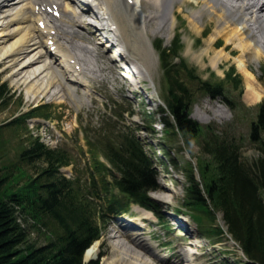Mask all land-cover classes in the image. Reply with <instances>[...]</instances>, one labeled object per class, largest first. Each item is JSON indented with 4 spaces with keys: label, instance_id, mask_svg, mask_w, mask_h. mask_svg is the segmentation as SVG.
Masks as SVG:
<instances>
[{
    "label": "trees",
    "instance_id": "1",
    "mask_svg": "<svg viewBox=\"0 0 264 264\" xmlns=\"http://www.w3.org/2000/svg\"><path fill=\"white\" fill-rule=\"evenodd\" d=\"M164 67L170 93L168 105L175 115V125L185 136L195 137L201 128L188 116L193 103L191 89L172 75L167 59ZM216 88L202 84L206 91ZM39 109L28 115H36ZM39 114L47 116L44 112ZM168 125L174 132L169 122ZM260 126H264V107ZM2 129L0 127V264H83V253L99 236V231L93 206L86 195L58 174L59 167L71 161L66 151L48 149L35 139L24 148L20 142V152L12 160ZM205 130L202 150L206 158L201 162L203 188L192 169L188 174L186 206L196 211L200 220L209 214L212 222L215 212L223 211L228 232L248 257L239 264H264V145H259L261 154L257 159L244 161L241 145L234 138L225 136L224 131L215 133L212 126ZM107 151L109 159L123 172V179L117 181L122 190L134 200L147 204V188L155 183L150 162L135 137L126 135L121 145L109 146ZM103 190L107 193L108 187L104 185ZM107 201L111 211L124 208L117 196ZM28 217L45 226L51 223L55 226V234L47 243L37 245L30 240L29 227H24L19 220ZM214 225L208 227L210 232L225 234Z\"/></svg>",
    "mask_w": 264,
    "mask_h": 264
},
{
    "label": "rangeland",
    "instance_id": "2",
    "mask_svg": "<svg viewBox=\"0 0 264 264\" xmlns=\"http://www.w3.org/2000/svg\"><path fill=\"white\" fill-rule=\"evenodd\" d=\"M200 4L207 5V7L209 6L208 3L203 0ZM198 12L202 13V11ZM196 13L197 11L194 14ZM206 13V15L209 16V13ZM147 15H149L148 10ZM190 18V13H184L179 19L180 24L184 25L183 31H181V40L183 46L182 49H184L182 57L190 65L197 67V73L199 75L204 78H207L210 74L209 67L211 66V63H209V61L201 62L200 59H198L196 55H192L191 51H189L188 49L193 39L197 35V32L193 28L192 23L190 24L189 22ZM138 31H140V33L137 35L142 36L141 30L139 29ZM148 31L149 33H151L150 40L152 44L150 42H146V37L142 36L144 42L146 43V46L149 49L146 53L148 56V59L146 60V68L149 72L150 78H147L148 80L144 83V86L147 87L149 90H152V92L149 93H152L161 103L162 101L160 99L165 101L164 72L162 69L159 53L156 51L154 43L158 40H161L163 41L164 46H170V43L173 41L174 38V32L167 33L158 32L156 30L150 31V28H148ZM211 37L212 32L210 35L201 40L202 46L198 49L201 51L204 50V48L208 46L207 41L210 40ZM101 38L104 39V37ZM199 38H201V36ZM221 40V42H225L223 37L221 38ZM225 45L226 44L223 45V48L226 47ZM229 48H231V50L234 49L230 46L227 49ZM99 52L100 54L97 57V66L99 70L96 72L97 75L95 78H103L105 79V81L91 80V86L96 92H93L91 95L86 96L91 101V105L89 107L84 105V103L82 102V97L85 96L82 92L79 93V98L76 101L70 99V97L66 95V91L63 92V98L55 99V95L58 94H55L54 90H52V92L47 94L46 96L34 98L31 94H28L25 85L21 84L20 86H17L12 82V78L9 76L11 68L5 67L4 64L0 62V85L6 84L7 94L5 98L6 101L8 100V104L6 105L0 103V124L9 121L14 115L16 116L23 114L24 112L35 107L36 105L50 103L53 107V118L50 119V121L54 124V129L58 130V132L62 134L63 144L67 145L73 152L76 153L79 150L80 144L84 146V149L87 148L85 146L86 142L83 139V131L79 130V128L81 127V119L85 124H87V122L91 120L92 126L97 125V121L100 117V109H105V102L110 103L111 99L117 100L122 103L124 97H127L128 100L125 102L127 104H133L135 106V115L127 117L128 122L142 124L143 121L140 118L139 114L142 110V101H138L141 99V96L138 97L132 91L133 86L130 80L126 78L122 80L121 70L117 68L115 63L109 59V53H111L110 56L116 58L118 56V50L115 48L109 51L105 50V48L102 46L99 49ZM233 53L229 57H224L219 60V62H221L220 67L222 69L228 68L230 64H235L238 68L239 65L237 62L236 55L239 52L236 51ZM134 67L131 66L129 72L132 73V71H134V69L136 68ZM251 67L254 71H256V73L259 75L260 80L264 83V58L261 63L253 61ZM217 73L221 75V77H224L222 71L218 70ZM208 98L209 97L200 98L199 102H197L194 106L195 108L193 111V116L196 114H200L204 121H198L202 124L232 126L233 133H236L237 135L243 134L247 138L242 149V156L244 157L243 159L249 161H252V159H257L260 156L257 140L254 141L253 138L248 134L249 122L253 118H257V108L251 107L253 108L252 110L246 111L242 114L240 118H236V116L230 109L225 111L220 107L219 104L224 102L223 99H220L218 101H212ZM263 101L264 98L262 102ZM127 104L125 106H128ZM215 113L220 114V116H215ZM240 114L241 113H239V116ZM142 126L143 127L142 130L139 131V135L143 139V142L146 144L147 150H149L153 159L157 163V190L151 193L152 198L156 201V205H158L159 212L156 211V214L165 217L170 222L175 219L176 223L173 224H178V222L181 221L182 223H184V226L178 228L177 225H175L176 227L171 225L174 229H166L161 226L158 227L156 226L158 224V220L155 217L149 218L148 220H146L145 223H142L140 220L141 217L143 218V216H141V211L137 206L133 207V212L134 214H136L135 220L138 221V223L145 225V227H148L152 231H154V235L157 239H173V241H175V244L178 245L177 250H184L181 238H188L189 236L187 232L190 231V233H192V237L194 236L193 240L198 245L200 244V247L193 246L192 248H190V251L195 252L200 256H203V259L198 261L197 264H239L240 262L245 260L244 252L241 246L239 244H236L233 239L229 238L228 240V238L226 237L211 238L213 239V241L220 240L223 242L222 249L214 248L212 247L210 239H206V237L200 231L198 224L191 217L182 216V218L184 219L182 220L181 218L179 221L177 219V216L175 215V213L180 214L179 211L182 212L183 210L182 203L184 200L183 198L185 194V188H187L188 186L186 178L188 172L193 169L196 172V175L198 176L199 159L206 158L205 154L202 151V147H200L201 139H190V143L185 141L183 138H180V140L175 139L168 141L166 139V134L164 130L165 124L161 123V121H158V123L156 124L157 134L154 135L152 133H149L148 130L144 127V125ZM28 130L29 128L23 130V132L25 133V136L22 139L23 142L30 140L29 136L32 133H29L30 130ZM17 134L18 133L11 132V129H6L3 132V139H8L6 149L10 152L11 156L9 158L12 160L16 159L15 156L17 155V152L20 148L19 139L21 135L18 136ZM26 146H28V144L23 145V148ZM162 147L166 148L167 151L164 152L162 150ZM82 164H84V161H82ZM63 172L69 176L73 173V167L71 166L65 168L63 169ZM163 184H167L169 188H163ZM162 196H165L166 200L161 201L160 198ZM120 222L122 223V221ZM215 222L218 224V227L220 226L219 223L225 225L224 215L221 210L218 211L217 220ZM126 224H128L127 221ZM158 229L159 231L157 232L156 230ZM31 230L34 231V234H31L29 236L32 242H36L37 245H43L48 242V237L50 236L51 231L44 232L38 229ZM47 230H49L48 227ZM111 235H113V233L109 231L108 235L104 234L101 239V242L103 243L102 252L106 256H104L103 259L100 260V264H104L105 258L111 254L113 246L112 244L115 243V241H111ZM159 243L163 242L159 241L157 244ZM163 248H165L164 243ZM163 248H160V250ZM155 249L156 247H153L152 251L155 252ZM174 252V250L168 251L166 252L167 255H165L166 253H164V255L168 256L170 254H173ZM175 253L174 255H170L174 256L172 257V259L171 257H167V261L166 259H164L160 263L170 264L171 262H174V260H177ZM92 259L97 258L94 257Z\"/></svg>",
    "mask_w": 264,
    "mask_h": 264
},
{
    "label": "bare ground",
    "instance_id": "3",
    "mask_svg": "<svg viewBox=\"0 0 264 264\" xmlns=\"http://www.w3.org/2000/svg\"><path fill=\"white\" fill-rule=\"evenodd\" d=\"M40 1L43 0H4L0 3V62L5 67L11 68L12 82L17 86L25 85L28 94H31L34 98L46 96L54 90L55 94H58L54 98L58 99L63 94L60 90H57L56 79L58 80V76H62L63 68L67 70L69 75V77H65V80L67 87L72 92H74L75 84H84L85 81H76L77 77L74 73L68 72L71 65L67 58L60 60L55 58L54 65L56 69H53L52 61L48 57L49 51L45 48V42L43 41L45 36L39 30L37 22H33L34 15L30 9L34 3ZM56 1L62 5L64 14L69 13L66 20L70 17L79 18L73 7V4H77L79 0ZM105 1L110 12L109 19L113 24L118 25V29L113 32L119 33V38L125 48V53H121V55L125 58L127 54V57L136 64L135 67L138 63L136 60H139L142 64L141 68L144 67L143 69L147 67L146 60L148 56L146 53L149 49L142 36L137 35L140 33L138 30L141 28V23H145L147 28L150 27V31L157 29L162 31L165 29V25L168 24V20L165 21L164 16H169L174 5H186V2L182 0H134V4H129L127 0ZM201 1H199V4ZM203 1L208 3L209 12L213 11L217 22L209 46L215 48L218 44L216 39L218 35L225 39L226 44V47L214 56L213 63H218V58L222 55L229 57L230 54L232 55L233 52L238 51L239 53L236 55L238 67L244 73L247 86L245 97L250 103L259 102L264 97V86L257 75L249 68V65L252 61L260 60L264 56V3L258 5L255 0H236L237 3H231L232 0ZM86 4L88 5V3ZM92 7L98 9L95 4L91 5ZM147 10L149 15H147ZM198 13L201 12L196 14ZM161 17L160 26H157L156 20ZM193 22V28L197 33H200L202 30L197 26V21L193 19ZM65 25L68 30L70 24L65 21ZM137 26L139 29H137ZM173 28L174 25L170 24L169 29ZM142 32L145 34L144 29H142ZM147 40L149 42V37ZM230 44H233L234 49L227 53L223 51ZM77 47L84 49V46L79 45ZM130 68L131 66H128V71ZM143 69L139 73L146 76ZM197 117L199 120L204 121L200 115H197ZM163 186V188H169L167 184H163ZM160 199L164 201L166 197L162 196ZM142 211V215L146 218L150 216L148 211ZM130 221L138 224L134 219ZM145 229L146 231L132 233H122L118 229L116 236L122 238V240L119 239L112 244L111 254L105 258L104 264H157L158 257L152 251V248H163V243L153 246L151 244L153 243L151 242L152 232L147 228ZM187 234L188 238H181L184 250L175 253L177 260L170 264H197L198 261L203 259V256L190 251L189 248L193 246L200 247V245L193 240L190 231ZM98 245L99 241L87 250L86 259L96 253ZM100 252L103 254L102 250Z\"/></svg>",
    "mask_w": 264,
    "mask_h": 264
}]
</instances>
